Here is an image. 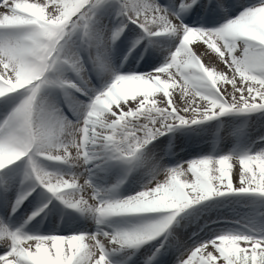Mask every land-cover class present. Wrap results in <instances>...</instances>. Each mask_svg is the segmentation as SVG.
I'll return each instance as SVG.
<instances>
[{"label": "snow or ice", "instance_id": "6c2138e0", "mask_svg": "<svg viewBox=\"0 0 264 264\" xmlns=\"http://www.w3.org/2000/svg\"><path fill=\"white\" fill-rule=\"evenodd\" d=\"M102 2L0 0L5 9L0 12V98L17 101L0 119V169L25 159L35 181L16 204L38 185L98 226H109L39 234L0 222V264H111L110 253L153 240L191 205L229 194L264 196V146L198 156L171 167L147 150L178 127L264 110V0L213 28L183 23L182 13L201 7L197 0H176V11L160 0H117L120 21L107 35L91 28ZM129 25L144 36L167 35L176 43L152 71L113 72L107 83L89 93L74 33L80 31L90 59L105 71L104 53ZM66 71L82 83L64 76ZM50 86L81 93L75 119L47 101L43 90ZM40 160L67 170L49 169ZM92 161L97 167L145 164L153 179L120 197L115 192L122 181L102 189L85 175ZM46 207L44 203L27 219ZM126 214L149 215L136 225H112L111 218ZM177 264H264V235L222 231L188 248Z\"/></svg>", "mask_w": 264, "mask_h": 264}, {"label": "bare ground", "instance_id": "6f19581e", "mask_svg": "<svg viewBox=\"0 0 264 264\" xmlns=\"http://www.w3.org/2000/svg\"><path fill=\"white\" fill-rule=\"evenodd\" d=\"M256 2L257 0H197L201 7L197 9L194 6L193 10L182 13L181 19L189 26L213 28L235 17L244 8ZM160 3L176 11V0H160ZM213 6H215L214 10H212ZM3 11L5 9L0 7V12ZM117 12V0H103L94 11L91 28L102 35H107L109 30L120 21ZM79 38L80 31L77 30L73 39L81 44L80 54L85 75L91 84L89 93L92 89H98L107 83L113 72L140 74L152 71L164 62L168 50L176 43L174 38L167 35L144 36L135 25H129L124 33L107 48L104 58L108 70L101 71L90 59V50L82 44ZM137 39L139 43L133 46V41ZM126 50L129 52L127 60L121 66L116 67L119 63L117 62L119 52ZM196 51L199 52L200 48L198 47ZM204 62L207 64L208 58H204ZM217 67L225 70L221 64H217ZM63 75L76 80L77 83H82L71 71H66ZM82 86L87 87V85ZM43 95L49 103L59 107L70 119H75L79 115L82 97L81 93L75 89L50 86L43 90ZM15 102L17 101L11 97L0 98V119L11 110ZM242 120L244 125L241 123ZM253 126H256L259 131L252 133ZM244 132L249 135L253 143L249 140L242 150L264 146V139H261L264 138V110L247 114H228L202 124L178 127L152 141L147 146V150L154 154L155 158L160 159L164 166L170 164L171 167L194 158L199 152L219 155L227 145H230L231 149H237ZM250 145H252L251 148ZM176 158L180 160L177 161ZM40 163L49 169L67 170L65 165L54 164L46 160H40ZM95 164L96 162L92 161L86 166L85 175L102 189L109 188L118 180L122 181L115 192V195L120 197L134 194L153 179L152 170L145 164L125 165L108 162L98 167L94 166ZM33 185L35 181L28 172L25 159L0 169V222L6 223L9 228L22 226L23 230L28 233L39 234L109 229L108 225L98 226L89 216L66 207L38 185L34 187L31 195L16 204L18 196ZM44 203H47V207L28 220L27 218ZM14 205L15 210H13ZM263 205L264 196L252 194L211 197L178 212L168 228L153 240L136 249L110 253L109 259L111 264H142L143 262L147 264L146 257H152L159 247V252H156L150 264H177L178 258L184 251L200 243L198 239L208 240L226 230L249 235H264V223L261 225V231L255 230L252 228L255 223L250 221L249 217V212L254 213L256 219L260 217L264 212ZM148 215L126 214L111 218V223L128 227L142 223L143 218ZM228 223H236L243 230H232L228 227Z\"/></svg>", "mask_w": 264, "mask_h": 264}, {"label": "rangeland", "instance_id": "374dc122", "mask_svg": "<svg viewBox=\"0 0 264 264\" xmlns=\"http://www.w3.org/2000/svg\"><path fill=\"white\" fill-rule=\"evenodd\" d=\"M241 123H242V125H244V121L243 120L241 121ZM257 131H259V129L256 126L255 127L253 126L252 129H251V132L252 133H255ZM249 140L251 141V139L249 138V135L246 134V132H244L242 134V139H241V142L239 144V147L237 149H231L230 145H227V146L224 147V149L221 151L220 154H224V153L230 152L232 150L242 151V148L244 147V145L246 143H248ZM251 142L253 143V141H251ZM251 147H252V145H250V148ZM203 155H208V154L206 152H199V153H196L195 157L203 156ZM176 160L179 161L180 159L179 158H176ZM166 167H170V164H167ZM254 216H256L254 213L249 212L250 221H252L253 223H255V225L252 226V228H254L255 230L261 231V225L264 223V221H263L264 220V212L257 219ZM227 225L232 230H237V231L243 230L240 226L236 225V223H228ZM201 241L202 240H199L198 239V242H201Z\"/></svg>", "mask_w": 264, "mask_h": 264}]
</instances>
